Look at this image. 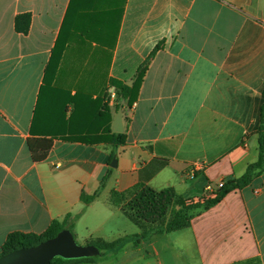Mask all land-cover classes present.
<instances>
[{
	"label": "crops",
	"instance_id": "1",
	"mask_svg": "<svg viewBox=\"0 0 264 264\" xmlns=\"http://www.w3.org/2000/svg\"><path fill=\"white\" fill-rule=\"evenodd\" d=\"M24 14L27 34L15 28ZM146 62L123 107L126 144L100 142L101 116L113 127L120 87ZM263 91L264 0H0V253L58 222L83 245L125 240L74 264H264V172L147 240L111 202L140 184L216 198L259 160ZM32 138L53 140L44 161Z\"/></svg>",
	"mask_w": 264,
	"mask_h": 264
},
{
	"label": "trees",
	"instance_id": "2",
	"mask_svg": "<svg viewBox=\"0 0 264 264\" xmlns=\"http://www.w3.org/2000/svg\"><path fill=\"white\" fill-rule=\"evenodd\" d=\"M31 16L29 14L19 15L16 18L15 28L18 33L27 34L30 30ZM160 46L152 53L150 60L156 54ZM149 61V60H148ZM149 62L142 65L137 72V81L130 87L122 85L120 87L119 96L121 100H125L123 105L121 102L116 106V112L125 105L131 107L137 99L139 85L147 71ZM264 97V91H263ZM102 130L100 142H106L119 148L127 142V134H117L112 131L113 117L108 108L101 116ZM29 149L35 162L44 161L52 148L53 140L48 138H32L29 140ZM259 160L248 166L246 173L238 180L228 182L214 199H204L194 202L193 200H184L177 196L172 190L166 189L163 191H155L145 185H136L135 187L124 191H113L111 194V202L119 207L122 213L132 222L142 228V234L138 237L147 240L154 234L171 233L178 230H183L189 227L192 217L200 210L208 209L218 204L226 194L234 189H242L252 183L254 178L264 172V104L261 108L260 118V141H259ZM115 155V154H114ZM113 155V157H114ZM107 178L102 181L100 190L93 196H82V199L87 203L93 202L105 188ZM65 229L63 224L54 222L50 231L42 236H31L22 233H16L9 237L6 241L0 257L11 253L21 248H29L43 241L54 238ZM125 240L117 243L108 244H93L101 251L112 252L124 247ZM93 258L80 260H65L57 257L52 260L51 264H74L80 261H91Z\"/></svg>",
	"mask_w": 264,
	"mask_h": 264
},
{
	"label": "water",
	"instance_id": "3",
	"mask_svg": "<svg viewBox=\"0 0 264 264\" xmlns=\"http://www.w3.org/2000/svg\"><path fill=\"white\" fill-rule=\"evenodd\" d=\"M123 101L122 104H124ZM112 131L117 134L124 133L123 107L115 116ZM114 159L112 167L116 168ZM101 250L93 244H80L70 229H64L54 238L43 241L29 248H21L0 257V264H51L57 257L65 260H80L98 257Z\"/></svg>",
	"mask_w": 264,
	"mask_h": 264
},
{
	"label": "built area",
	"instance_id": "4",
	"mask_svg": "<svg viewBox=\"0 0 264 264\" xmlns=\"http://www.w3.org/2000/svg\"><path fill=\"white\" fill-rule=\"evenodd\" d=\"M108 93H109V96H108V101H109V103H113V102H115V100H116V93H115L114 91H108ZM224 186H225V184H224L223 182H221V183L219 184V188H223ZM208 190H209V191H212L213 189H212L211 186H209V187H208Z\"/></svg>",
	"mask_w": 264,
	"mask_h": 264
},
{
	"label": "rangeland",
	"instance_id": "5",
	"mask_svg": "<svg viewBox=\"0 0 264 264\" xmlns=\"http://www.w3.org/2000/svg\"><path fill=\"white\" fill-rule=\"evenodd\" d=\"M177 235H178V233L171 234V236H170V238H169V240L167 242L173 244V242L176 241Z\"/></svg>",
	"mask_w": 264,
	"mask_h": 264
}]
</instances>
